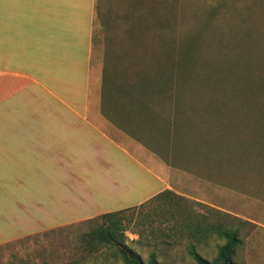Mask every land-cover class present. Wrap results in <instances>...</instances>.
I'll return each mask as SVG.
<instances>
[{
  "label": "rangeland",
  "instance_id": "obj_1",
  "mask_svg": "<svg viewBox=\"0 0 264 264\" xmlns=\"http://www.w3.org/2000/svg\"><path fill=\"white\" fill-rule=\"evenodd\" d=\"M104 5L110 25L105 34L109 92L115 86L127 89L135 68L145 65L151 73L168 57L172 61L177 48L198 63L195 74L220 79L218 106H187V125L207 135L221 133L230 119L233 139L247 144L248 153L228 164L220 149L195 152L185 133L179 139L184 152L170 169V189L197 213L215 209L235 217L243 238L237 264H264V123L258 121L264 111V0H101ZM225 96L231 98L226 107ZM139 188L128 185L119 201H106L102 208L125 210L130 219L126 243L133 241L144 257L156 251L165 264H195L188 236H166L172 225L168 215L146 216L157 202L140 206L154 185ZM29 190L17 191L15 202L0 203V264H124L111 249L91 253L83 248L81 235L97 226L100 215L77 220L96 209L79 207L71 198L63 202L54 177L32 183ZM220 244L214 235L198 250L212 259Z\"/></svg>",
  "mask_w": 264,
  "mask_h": 264
},
{
  "label": "crops",
  "instance_id": "obj_2",
  "mask_svg": "<svg viewBox=\"0 0 264 264\" xmlns=\"http://www.w3.org/2000/svg\"><path fill=\"white\" fill-rule=\"evenodd\" d=\"M105 5L0 0L1 204L54 177L63 202L96 209L81 221L107 213L128 185H154L139 204L171 190L188 109L109 92Z\"/></svg>",
  "mask_w": 264,
  "mask_h": 264
},
{
  "label": "trees",
  "instance_id": "obj_3",
  "mask_svg": "<svg viewBox=\"0 0 264 264\" xmlns=\"http://www.w3.org/2000/svg\"><path fill=\"white\" fill-rule=\"evenodd\" d=\"M170 59L171 57H168L166 62L158 63L157 68L153 69L151 73L145 72V65L143 70L135 68L136 71H133L132 74L134 77L131 78L133 80L127 79L126 84L127 90L136 89L139 94L137 96L129 95L126 98L131 101L141 100L143 103L156 100L158 101L156 103L184 106L185 108L189 105L218 106L220 103L218 92L221 88L219 78L213 74H195L194 67L198 63L193 59L186 58V52L183 48H177L176 56L172 61ZM105 83L108 86L107 77ZM114 83L117 85L116 82ZM184 94L188 95L185 96ZM225 98L227 100L224 103L226 107L230 104L229 99L231 98L227 96ZM205 110L208 111L209 109H203V111ZM227 113L225 112V116ZM181 114H187V111L181 112ZM229 120L227 123H223L221 133H216L213 130L212 133L209 132L206 135L202 131L193 132L192 129L190 130L186 119V134L190 135L194 151L209 152L215 148L220 149L221 159L228 164H234L236 159H241L239 155L248 153L249 146L247 144L236 142L237 140L233 139ZM258 121L261 124L264 123L263 110L258 116ZM155 201L157 205L151 207L146 216L151 217L153 214L168 215L167 220L172 225L170 233H167L166 236L172 237L178 233L182 236H188L190 239L187 249L188 255L195 264H237V251L243 244V238L241 226L233 222L235 217L228 213H219L215 209H209L206 214L197 213L183 204L186 201L185 198L176 195L171 190H166L147 202ZM163 206L169 208L164 211ZM97 221L96 227L80 237L81 244L87 251L94 253L102 248L111 249L112 254L120 257L124 264H165L156 251H152L144 257L139 250L134 248L133 241L130 244L126 243V231L129 228L130 219L125 215V210L104 213L98 217ZM214 235L222 241V244L218 246L216 256L209 259L200 253L198 244ZM175 242L178 241L175 240Z\"/></svg>",
  "mask_w": 264,
  "mask_h": 264
}]
</instances>
